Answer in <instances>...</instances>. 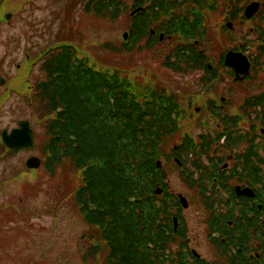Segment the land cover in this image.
Instances as JSON below:
<instances>
[{"label":"flooded vegetation","instance_id":"af4514ba","mask_svg":"<svg viewBox=\"0 0 264 264\" xmlns=\"http://www.w3.org/2000/svg\"><path fill=\"white\" fill-rule=\"evenodd\" d=\"M158 5L160 14H154ZM131 7L145 13L149 45L180 37L163 68L192 83L188 89L158 91L122 77L117 68L96 69L97 77L126 86L130 118L141 117L133 128L143 133L153 128L159 136L147 151L145 182H132L122 215L116 206H76L86 231L106 246L105 264H116L112 247L121 242L130 247L129 264H264V0H135ZM139 14L130 27H136ZM211 33L217 35L211 44L217 54L210 57L204 46ZM176 54L179 65H166ZM28 66L26 78L39 65ZM63 78L68 79L53 70L49 82L54 87ZM40 81L27 80L26 94L19 87L14 93L38 102ZM8 88L0 75L1 99L11 96L10 90L2 93ZM16 128L15 123L0 130V163L8 162L0 174V193L7 196L12 191L6 188L21 184L23 154L33 148L4 146L1 133ZM168 141L174 145L166 150ZM66 162L62 159L49 176ZM78 181L87 185L81 175ZM19 195L10 196L15 202L0 203V227L22 216Z\"/></svg>","mask_w":264,"mask_h":264},{"label":"rangeland","instance_id":"374dc122","mask_svg":"<svg viewBox=\"0 0 264 264\" xmlns=\"http://www.w3.org/2000/svg\"><path fill=\"white\" fill-rule=\"evenodd\" d=\"M88 1L0 0V75L7 79L9 86L2 93L11 92L9 98H0V130L29 120L34 131V146L23 154L24 164L29 157L41 161L36 170L23 165L25 174L21 184L6 188L12 191L8 196L0 193L2 205L8 199L15 202L16 199L10 197L14 193L23 197L18 203L20 219L4 221L0 227V264H105L106 246L99 243L100 237L95 232L86 231L75 205L78 173L67 162L52 176L45 173L42 151L48 138L47 117L39 101L35 102L34 98L29 101L28 95L14 93L19 92V87L26 94L27 80L30 84L40 80L48 82L40 65L42 54L55 46H69L76 50L77 58L89 60L86 66L91 70L117 68L122 77L149 84L158 91L178 86L188 89L192 83L163 68L165 58L180 37H173L171 42L159 41L154 46H149L148 39H142L130 52L123 48L122 35L128 31L131 5L135 0H113L121 2L123 7L120 18L113 22L96 15L95 5ZM214 24L208 25L213 27ZM216 39L217 35L212 34L210 43L204 46L210 57L217 54L211 45ZM28 65L39 66L33 76L26 78ZM172 145L168 141L166 150ZM13 163L17 161H11L10 165ZM7 166L8 162L0 163V174ZM171 181L173 183L174 179ZM96 248L99 251L95 254Z\"/></svg>","mask_w":264,"mask_h":264},{"label":"trees","instance_id":"16d2710c","mask_svg":"<svg viewBox=\"0 0 264 264\" xmlns=\"http://www.w3.org/2000/svg\"><path fill=\"white\" fill-rule=\"evenodd\" d=\"M158 8L154 14H160L159 5ZM122 11V3L113 0H103L94 6L96 15L111 21H116ZM135 19L136 27L128 29L129 38L123 44L127 51L129 46L139 45L148 36L145 13ZM175 57L170 63L166 61V65H179L177 54ZM88 61L77 58L69 46H60L47 53L42 65L48 82L40 84L39 101L47 117L45 131L48 138L42 153L47 173L51 174L62 159H67L73 170L81 175V183L87 184L76 189L77 207L86 206L88 210V203L97 209L116 206L122 215L128 206L132 182H145L147 151L155 148L159 134L153 128L148 133L133 128L132 124L141 117L130 118L124 83L117 86L114 80L97 77L86 66ZM53 70L60 75L66 74L67 81L63 78L53 87L49 82ZM153 124L159 123L153 121ZM147 136L153 137L152 141ZM84 196L88 198L82 203ZM123 221L127 222V219L121 218ZM93 253L96 254L95 249ZM111 254L118 257L116 264H129L128 243L113 246Z\"/></svg>","mask_w":264,"mask_h":264},{"label":"water","instance_id":"95a60500","mask_svg":"<svg viewBox=\"0 0 264 264\" xmlns=\"http://www.w3.org/2000/svg\"><path fill=\"white\" fill-rule=\"evenodd\" d=\"M140 10L134 11L131 15L138 13ZM8 20L10 19V15L6 17ZM127 33L122 36L124 41L127 40ZM230 60V58H229ZM2 142L8 149H21V148H29L32 143V130L28 124V122H20L18 123V128L13 130L10 134L7 131L2 132ZM41 165V162L37 158H30L26 167L28 169H38Z\"/></svg>","mask_w":264,"mask_h":264}]
</instances>
